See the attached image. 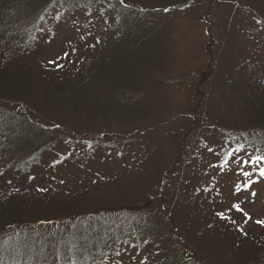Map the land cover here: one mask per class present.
<instances>
[{"label":"rangeland","instance_id":"1","mask_svg":"<svg viewBox=\"0 0 264 264\" xmlns=\"http://www.w3.org/2000/svg\"><path fill=\"white\" fill-rule=\"evenodd\" d=\"M95 2L63 0L35 23L31 78L0 49V117L4 112L23 121L31 112L40 129L35 144L29 142L32 162L21 168L0 163V198L12 201L19 220L30 227L38 220L56 225L66 216L85 222L80 230L93 252L80 251L72 264H141L137 242L147 252L143 264H161L166 251L153 243L154 229L143 230L154 223L167 233L169 228L182 251H196L201 264H246L256 249L252 245L264 236V159L251 149L231 152L223 145L233 131L264 130V118L257 116L264 111L252 115L246 108L264 94V0H151L150 8L138 0ZM125 4L158 13L150 24V50L139 48L147 57L137 97L122 94L131 91L120 90L112 73L101 83L90 78L119 35L112 24L126 27L130 32L121 35L128 39L143 26ZM73 66L85 68L75 90L61 73H71ZM131 100L137 103L122 104ZM39 139L47 146L33 153ZM19 146L16 142V151ZM167 172L172 175L164 187L159 179ZM110 208L119 211L85 215ZM228 212L242 235L229 227L226 250L245 240L234 260L222 261L204 252L197 234L204 225L219 228L223 223L215 214ZM104 238L107 243L100 244ZM258 254L264 256V246Z\"/></svg>","mask_w":264,"mask_h":264},{"label":"trees","instance_id":"2","mask_svg":"<svg viewBox=\"0 0 264 264\" xmlns=\"http://www.w3.org/2000/svg\"><path fill=\"white\" fill-rule=\"evenodd\" d=\"M61 1L63 0H0V49L3 52L6 49L9 56L12 58V64L14 65L18 63L16 65L17 69L21 72L24 70V73H28L29 78H31L34 71L31 67V62L29 61L31 55L30 43L31 40H33V29H35L34 25L44 17V13L49 7H52L54 4H60ZM95 1L96 0H92V3L96 4ZM122 1L124 2V0ZM148 1L151 0H138V2L145 5H142V7L150 8L146 6L149 4ZM158 1L161 2V0H155V2ZM124 7H128L126 8L127 12L128 10H130L132 14L135 12V17L141 18L140 23L143 26H141V29H137V31L135 30L137 32L136 35L128 39L124 36L125 32H130L125 30L126 27L124 28L123 25L119 27L117 24H112L115 26L117 30L116 32H118L119 35H116L115 43L112 48L109 49L110 57L103 62H100L97 66L95 65L96 69L94 73L91 74L90 78L93 82L100 81L101 83L109 79V75L112 73L113 75L111 76V79L118 81V88L120 90L131 91L130 93L122 94L137 97L135 90L141 88L140 81L142 80L139 81V79L143 72V60L147 57V53L139 48L144 44L147 46L148 51L150 50L154 31L150 24L154 22L153 18L155 16L156 19L158 13L151 14L147 9H145L144 12H137L129 8L128 4H125ZM154 9L159 10L158 8ZM164 28L165 27L163 26L162 29ZM24 29H28V35L24 34ZM122 33L124 34L121 35ZM157 33L158 32L155 31L154 35ZM21 40H23L22 45L20 44ZM133 41H136L137 44L131 45L130 43H133ZM100 68H102L101 72ZM84 69L85 68L82 66L74 69L73 66L69 69L71 73L66 72L68 69H64V71L61 70L62 78L69 77V80H63L66 82L67 86L69 85V88L75 90L74 85H76V81L79 80V76ZM18 70L17 73L20 76L21 74ZM58 72L59 71H56V79ZM67 74L75 76L77 80ZM20 81H23L22 76L18 77L17 82L19 85L23 83H20ZM125 87H128L130 91L126 90ZM128 96H126L128 100L131 99ZM235 96L237 95L235 94ZM252 101L253 103L250 104V106H246L248 113L252 112L253 115L256 112H262L261 110L264 111V94H258L252 98ZM135 103H137L136 100L128 102L122 101V104H127L129 106H134ZM240 103L241 105L246 104V102ZM19 113L21 114V111ZM20 114H18V117L21 116ZM242 114L243 118H249L244 111H242ZM33 115L29 112L30 117H28L27 120L24 119L21 121L14 114L8 116L6 113L2 112V116L0 117V130L2 129L3 131L1 134L2 145H0V150H4L0 157V163L2 166L21 168L23 164H28L33 161L29 159L30 157H34V155L29 156V148H31L29 142L34 143L32 140H35V137L33 138V136L40 131V129L38 130L33 124ZM257 116L261 119L264 118V115ZM243 124L248 126L249 122L244 121ZM259 130L260 129H253L251 134L233 131V134L224 140L225 142L223 146L225 149L231 150V152H236L244 148L248 150L251 149L253 150L254 157L264 159V130ZM10 136L13 139L7 144V140ZM16 142L20 144L19 151L23 150V152L16 151ZM10 143L14 144L13 148H10V146H12L9 145ZM40 143L41 141L39 139L33 149V153H35V150H40V148L47 146V143L41 145ZM225 153H227V151ZM161 173L164 172L160 171V174ZM171 175V172H167L166 175L159 179L160 184L165 187V181L171 178ZM156 198H159V196ZM115 211H119V209H95L91 212H86L85 215L89 219L88 214L90 213L98 216L102 212L104 215H107L114 213ZM162 211L167 214L165 209ZM215 215L223 224L215 230L212 226L204 225L199 234H197V237L202 239L206 245V250L204 252H207L208 249V252L213 253L212 257L219 256L222 261H224L225 257L229 258L228 261L234 260L240 251L239 247L244 246L242 241L245 240V238L239 239L238 243L236 245H231L230 248L227 246L226 250L224 244L225 237L229 235V227H231L230 231H238L240 235H242V229L237 227L236 217L231 213L228 212L221 215L217 213ZM20 217V210L14 206L12 201H9L7 198L4 200L3 198H0V264H72V261H75V258H77L80 251H83L86 256H90L93 252L91 250L93 249L92 246L90 248H85V245L89 243L90 239L82 234L83 230L81 231L80 229L85 222L79 221L77 216H66L56 219V225L50 226L49 224H46L47 220H38V225L34 226L33 224L34 227L27 226V223L21 222L19 220ZM85 220L87 221V219ZM152 226V229L143 226V230L148 231V233L154 231L156 236L158 233H163L162 236H157V238L153 234V243L162 246L168 255L167 258L162 260L161 264H201L200 261L202 258H197L196 255L198 253L196 251L183 250V252L181 247H178L177 244L173 243L174 236L170 234L171 230L169 228L167 229V231L169 230L167 233L161 223L158 225L157 223H154ZM216 230L217 234L215 232ZM244 232H246V235L252 239V236L249 235L248 231ZM178 238L180 239V236L177 237L176 235L177 240ZM116 239L117 236L115 235L113 240ZM106 241L107 240L104 238V242H100V244H106ZM254 244L255 245L252 246L256 249H252L253 256L246 264H264V256L261 257L262 254H258V250H261V247L264 246V236L259 242ZM135 245L138 247V250L135 253L136 257L138 254L140 256V263H146L142 256V254H147L142 248L143 244L137 242ZM208 245H211L212 248L209 249Z\"/></svg>","mask_w":264,"mask_h":264},{"label":"snow or ice","instance_id":"3","mask_svg":"<svg viewBox=\"0 0 264 264\" xmlns=\"http://www.w3.org/2000/svg\"><path fill=\"white\" fill-rule=\"evenodd\" d=\"M50 63H55L54 61H50ZM261 175H264V170H262L261 171ZM42 191L44 190V189H41ZM262 223H264V222H262Z\"/></svg>","mask_w":264,"mask_h":264}]
</instances>
